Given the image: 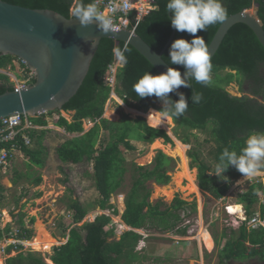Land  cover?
Instances as JSON below:
<instances>
[{
	"label": "trees",
	"instance_id": "1",
	"mask_svg": "<svg viewBox=\"0 0 264 264\" xmlns=\"http://www.w3.org/2000/svg\"><path fill=\"white\" fill-rule=\"evenodd\" d=\"M3 1L31 9L53 10L66 18H74L75 9L80 3V0ZM92 2L93 0H83L84 4ZM221 2L227 10L226 19L258 5V15L264 26V0H221ZM167 3L168 0H154L153 9L140 21H137L136 10L128 15L130 20L128 28L134 29L157 52L165 48L174 31L169 11L166 9ZM222 23L209 26L206 32L198 31L196 35L203 37L209 47ZM193 38L187 32L176 31L164 52V60L175 69L185 70L182 66L170 64L169 50L175 40L184 39L191 42ZM125 45L127 44L123 42L117 43L112 39H103L78 93L64 105L63 109L29 117V121L33 125L47 126V117L60 114L61 111H74L72 122L60 116L56 126L65 129L69 134H79V136L59 146L57 155L65 164H93L95 186L100 195L95 206L102 211H110L111 214L118 215L119 211L115 205L111 204V200L121 191L126 174L130 172L132 184L125 197L126 210L122 215L124 226L135 230L188 235L189 226H183L188 215L184 217L183 213L189 214V209L190 214L196 213V202L188 203L179 197H176L171 205L151 202L150 183L153 182L159 186L168 185L172 180L171 172L176 168L175 159L159 151L150 165L132 164L129 168L123 153V148L128 152L137 150L132 141L153 144L159 139H164L167 144H174L170 135L163 129H157L159 127L149 116L150 108L162 110V107L156 105L161 101L155 96L141 99L133 91V85L145 73L149 72L153 76L160 73L130 45H127L128 51L125 52L127 63H123L118 70L115 90L127 106L148 114L145 115L146 118L140 116L134 119L122 113L121 120L118 122L104 117L106 104L112 93V87L105 80V76L110 66L118 60L114 49L123 50ZM17 61L25 70V77L29 78L26 85H33L36 82L35 76L15 56L0 54V70L15 69ZM211 65V83L203 86L193 81L192 88L178 89L185 95L189 109L180 118L171 116L168 118L183 129L184 136L179 134L176 136L187 145L191 143V137L197 139L193 131H210L211 140L215 142L212 154L216 165L225 148L236 151L239 155L250 134L264 133V47L247 25L237 24L226 35L219 50L211 59ZM30 74L31 76L28 77ZM234 82L240 85L243 93L247 92L253 97L245 95V99H241L232 95L227 90V86ZM14 89L10 76L0 73V95ZM193 91L203 95V100L198 105L192 104ZM169 97L174 102L179 100L175 93H170ZM86 120L94 123L88 132L84 129ZM38 133L40 136H36ZM46 133L47 131L28 132L31 141L34 140L33 147L25 144L21 134L17 139V148L33 166L39 168H44L46 163L47 149L43 145ZM8 146L11 147V145ZM189 157L192 159V166L198 170V187L215 200L225 198L233 184L243 177V174L231 166L223 174L227 180H223L222 176L218 178L215 175H209L214 171L215 165L213 167L207 163L198 150H191ZM42 181V177L39 176L35 183L39 186ZM3 190L0 184V192L2 193ZM262 191L264 192V185L261 182L253 183L248 191L239 195V204L245 205L247 220L242 222L237 231H232L233 235H237L236 238L232 235L221 249L222 263L250 259H259L264 262V226L251 225L252 218L255 216L253 208L260 203L259 193ZM70 201L69 210L74 224L78 225L83 222L90 210L78 199L71 198ZM24 217V214H20L17 221L19 232L16 239L30 241L33 238V230L26 226ZM261 218L264 221V205H261ZM35 222L36 219L32 218L30 225H34ZM112 223V215L103 214L97 216L94 222L82 227L76 226L69 232H65L64 238L68 241L55 249L51 257L53 264H142L144 256L139 252L138 246L144 237L135 231H127L116 239L114 228L107 229ZM11 232V225L0 230V242ZM222 236L228 237L226 230ZM15 249L21 250L23 245H9L5 252L10 254ZM7 264L47 263L37 254L26 255L22 252L8 259Z\"/></svg>",
	"mask_w": 264,
	"mask_h": 264
},
{
	"label": "rangeland",
	"instance_id": "2",
	"mask_svg": "<svg viewBox=\"0 0 264 264\" xmlns=\"http://www.w3.org/2000/svg\"><path fill=\"white\" fill-rule=\"evenodd\" d=\"M151 7L149 2L144 4V15ZM252 10L255 12L256 7H253ZM122 64V62L119 64L120 68L123 66ZM0 73L8 74L15 88L29 80L25 77V70L21 68L18 61L15 69L2 70ZM30 76L31 74L28 77ZM115 87L112 88V94H116ZM227 90L234 96L248 95L253 97L247 92L243 93L237 82L227 86ZM114 98L116 97L109 99L106 104L104 115L106 119L118 122L121 120L122 113L134 119L145 114L143 111L141 113L135 108L127 107L118 98ZM156 105L163 107L162 103ZM149 110H151L149 116L159 127L157 129L165 130L173 139L174 144H167L164 139H159L153 144L132 141L137 148L136 151L128 152L123 148L127 164L129 168L132 164L150 165L159 151L175 159L176 168L171 172L172 180L168 185L159 186L156 183H150L152 189L151 202L153 204L163 202L171 205L175 198L179 197L188 203L196 202L197 212L190 214L189 209V214L183 213L184 217L188 215L183 223V226H189L188 235L137 230L136 233L144 237L138 246L139 252L144 256L142 264H224L221 262L220 251L226 241L232 238V231H237L241 222L247 217L245 214L243 216L231 214L228 207L236 203L239 204V195L248 191L253 183L261 182L264 185V174L256 177L240 178L233 184L225 198L215 200L211 195L199 189L198 170L192 166V159L189 157L191 150H198L203 159L214 167L215 161L212 151L215 148V142L211 140L210 131H193L197 135V139L191 137V143L184 144L176 136V134L184 136V131L178 124L173 123L168 117H162L161 113L154 108ZM66 117L70 118L69 114ZM51 125H54V122ZM93 125L94 123L90 120L84 122L85 130H89ZM50 133V147L52 149L55 144L64 142L66 138L69 139V137H65V139L56 137L52 134V131ZM30 147H33V144ZM17 155L18 152H16L15 158ZM49 157L52 158V155ZM49 165L50 167L47 170H36L28 167L26 158H20L18 164L14 165V170L7 171V173L1 171L0 173V184L4 188L2 192V209L8 214V216L4 214V225H11L13 229H18L17 221L20 214H24L26 226L33 230V238L30 241H25L26 243L23 244L21 250L15 249L7 254L5 249L10 243L5 239L0 242L2 264H7L8 259L16 257L22 252L26 255L30 253L37 254L47 264H52L50 262H52L51 257L54 255L55 249L64 245L68 240L64 238L65 232H69L76 226L82 227L87 223L94 222L97 216L103 214L112 215L113 223L107 229L114 228L116 239L129 231L122 223V215L126 210L125 197L132 184V174L130 172L126 174L121 191L114 195L111 200V204L115 205L119 211L118 215H113L110 211H102L95 206L100 199V195L95 186L92 163L64 164L53 154V160H50ZM39 176L43 177V184L36 187L32 182ZM15 179H19L18 184L13 183ZM39 194H42V196L39 197ZM260 194L261 201L254 206L253 211L255 216L259 215L261 217L260 206L264 205V192L262 191ZM71 198L80 200L90 210L83 222L78 225L74 224L72 213L69 210ZM241 206L244 210L246 209L244 204ZM32 218L36 219L34 225H30ZM42 228H45L55 241V245L49 253L40 251L39 249L43 246L42 243L35 242ZM224 230L227 231L228 237L222 236ZM236 236L233 235L234 238ZM185 243H188V245ZM239 263L264 264L259 259L239 261Z\"/></svg>",
	"mask_w": 264,
	"mask_h": 264
},
{
	"label": "water",
	"instance_id": "3",
	"mask_svg": "<svg viewBox=\"0 0 264 264\" xmlns=\"http://www.w3.org/2000/svg\"><path fill=\"white\" fill-rule=\"evenodd\" d=\"M253 7H256L255 12L253 8L245 10L221 24L209 45L211 59L237 24L247 25L264 47V26L258 5ZM169 16L172 19L171 11ZM73 19L53 10L31 9L0 0V54L20 59L36 78L33 85L16 87L0 95V121L12 115L37 117L63 109L83 85L103 39L132 46L160 74L173 68L163 55L175 29L165 48L157 52L134 29L121 28L114 34H103L95 24L81 27ZM93 39L95 45L91 47ZM179 71L183 77L185 70ZM238 97L245 99V95Z\"/></svg>",
	"mask_w": 264,
	"mask_h": 264
},
{
	"label": "clouds",
	"instance_id": "4",
	"mask_svg": "<svg viewBox=\"0 0 264 264\" xmlns=\"http://www.w3.org/2000/svg\"><path fill=\"white\" fill-rule=\"evenodd\" d=\"M151 6L153 8V0ZM166 9L172 12L171 26L178 32H187L194 37L191 42L184 39L175 40L169 50L170 64L182 66L185 69L183 77L179 70L171 67L166 73L157 76L148 72L133 85V91L141 99L151 96L158 98L163 105L162 110L158 111L162 117L180 118L188 111L189 104L185 95L178 89L181 87L192 88L193 81L203 86L211 83L212 65L209 47L204 38L196 34L198 31L206 32L209 26L225 21L227 10L223 7L221 0H168ZM116 10V8L112 9L113 12ZM73 21H78L81 27L95 24L97 30L103 34H114L118 31L112 18L98 10L94 0L88 4H84L83 0H80L79 6L75 9ZM94 45L95 40L93 39L90 46L94 47ZM127 51V45L123 50L114 49L115 56L125 64L127 63L125 56ZM170 93H175L179 100L174 102L169 97ZM116 96L119 101L124 103L117 93ZM202 100V93L193 91L192 104L198 105ZM139 112L142 113V111ZM145 114H143L144 117ZM230 166L243 174L244 178L264 174V133L250 134L239 155L236 151H229L225 148L214 171L209 175H215L218 178L222 176L223 180H227L223 174L228 171Z\"/></svg>",
	"mask_w": 264,
	"mask_h": 264
},
{
	"label": "built area",
	"instance_id": "5",
	"mask_svg": "<svg viewBox=\"0 0 264 264\" xmlns=\"http://www.w3.org/2000/svg\"><path fill=\"white\" fill-rule=\"evenodd\" d=\"M146 2H149V1L147 0H95L98 10L102 11L106 16H110L113 20V23L117 26L118 30H120L121 28H128V25L130 24L128 15L130 14L131 11H134V10L137 11V21H140L145 14L143 12L145 11L144 4ZM113 8H116L117 10L113 12L112 11ZM148 12H146V14ZM119 64H121V61L118 59L113 65L110 66L109 71L107 72L105 76V80L112 88L115 87L117 84V74L120 68ZM25 85L26 83H24L23 85L19 87H23ZM111 97L117 98L115 93H113ZM26 120H28L27 116L19 114V115L9 116L0 121V171L10 166V162L14 156V152L18 149L17 139H18V135L21 133L20 129L22 128ZM22 139L26 145H31V139L28 135H23ZM8 145H11V147H9ZM2 199H3L2 193L0 192V230H3L8 226L7 224L4 225V219H5L4 216L5 215L8 216V214H6L5 211L2 209ZM229 209L230 207H228V210ZM244 214L247 216L246 210H244ZM246 220H247V217H245L244 221ZM251 225L253 227L264 226V221L259 215H257L252 218ZM18 232H19L18 229L12 228V232L10 233V235L5 238V240L10 243L9 245H23L26 243L25 242L26 240L16 239V235L18 234ZM185 244L188 245V243H185Z\"/></svg>",
	"mask_w": 264,
	"mask_h": 264
},
{
	"label": "crops",
	"instance_id": "6",
	"mask_svg": "<svg viewBox=\"0 0 264 264\" xmlns=\"http://www.w3.org/2000/svg\"><path fill=\"white\" fill-rule=\"evenodd\" d=\"M147 1H149L151 4H152V0H147ZM153 9V8H152ZM151 9V10H152ZM147 15V14H146ZM0 71H2V70H0ZM67 114H69V116H70V118H67L66 116H67ZM74 115H75V112L74 111H68V112H66V111H61L60 112V114H54L53 116H51V117H47V121H48V125L47 126H37V125H33L30 121H29V118H28V120H26L25 121V123L23 124V126H22V128L20 129L21 130V136H23V135H28L29 136V134H28V132H30V131H47V133L45 134V137H44V139H43V145H44V147H46V149H47V155L45 156V167L44 168H39V167H37V166H33L32 164H31V162L29 161V159L23 154V152L20 150V149H17L15 152H14V156H13V158H12V160H11V162H10V166L9 167H7L6 169H4V170H2V172H4V173H7V171L9 172V171H12V170H14V165L15 164H18V161H19V159L20 158H26L27 160H28V167L29 168H35L36 170H47L48 169V167H50V165H49V163H50V160H53V154H54V156L55 157H57L58 158V160L61 162V163H63L60 159H59V157H58V155H57V148L59 147V146H61L63 143H65L67 140H70V139H73V138H75V137H78L79 136V134H69V133H67L66 132V130L65 129H63V128H60V127H58V126H56V123H57V121H58V119H59V117L60 116H62V117H64L65 119H67L69 122H72L73 121V117H74ZM54 122V125H51L53 122ZM87 121V120H86ZM91 122V121H90ZM31 125V126H30ZM94 126V125H93ZM92 126V127H93ZM91 127V128H92ZM90 128V129H91ZM85 129V128H84ZM90 129L89 130H85V132H88V131H90ZM52 131V134L53 135H55L56 137L58 136V137H62V138H64L65 139V137H69V139H65L64 140V142H61L60 144H55V146L53 147V149L50 147V138H51V132ZM19 134V135H20ZM36 136H40V133H38ZM54 136V137H55ZM30 137V136H29ZM34 143V140L33 141H31V145ZM33 146H35V144H33ZM16 152H18V155H17V157L15 158V156H16ZM53 153V154H52ZM50 155H52V158L51 157H49ZM65 164V163H64ZM74 165V164H73ZM0 173H1V171H0ZM42 177V176H41ZM38 177H36L34 180H33V184H34V186H36V187H40L42 184H43V181H42V183L39 185V186H37L36 185V183H35V180L37 179ZM42 179H43V177H42ZM13 183H15V184H18L19 183V179H15L14 181H13ZM200 189V188H199ZM201 190V189H200ZM202 191V190H201ZM40 196L39 197H41L42 196V194H39ZM259 195L261 196V194L259 193ZM38 197V198H39ZM240 205H242V204H240ZM261 207V206H260ZM125 208H126V206H125ZM246 210V209H245ZM260 212H261V210H260ZM129 231H135V232H137V230H135V229H133V228H129ZM241 262V261H240ZM243 262V261H242ZM230 263H234V264H240L239 263V261H225V264H230Z\"/></svg>",
	"mask_w": 264,
	"mask_h": 264
},
{
	"label": "bare ground",
	"instance_id": "7",
	"mask_svg": "<svg viewBox=\"0 0 264 264\" xmlns=\"http://www.w3.org/2000/svg\"><path fill=\"white\" fill-rule=\"evenodd\" d=\"M230 213L234 214V215H244V209L240 204H234L230 206ZM240 216V217H241ZM242 219V218H241ZM40 235L38 234V238H36L35 242L36 243H42V248H40L39 250L42 252H46L49 253L51 248L55 245V241L54 239L47 233V231L45 230V228H42L41 231L39 232ZM40 236V237H39ZM37 245V244H36ZM52 263V262H50ZM0 264H2L1 262V258H0Z\"/></svg>",
	"mask_w": 264,
	"mask_h": 264
},
{
	"label": "flooded vegetation",
	"instance_id": "8",
	"mask_svg": "<svg viewBox=\"0 0 264 264\" xmlns=\"http://www.w3.org/2000/svg\"><path fill=\"white\" fill-rule=\"evenodd\" d=\"M230 264H233V263H230Z\"/></svg>",
	"mask_w": 264,
	"mask_h": 264
}]
</instances>
